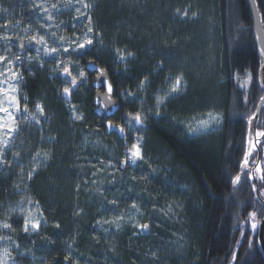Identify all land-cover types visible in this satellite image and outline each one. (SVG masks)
<instances>
[{"label":"trees","instance_id":"1","mask_svg":"<svg viewBox=\"0 0 264 264\" xmlns=\"http://www.w3.org/2000/svg\"><path fill=\"white\" fill-rule=\"evenodd\" d=\"M44 1L46 8L38 11L32 2L0 0V31L5 37H0V55L18 73L27 105L39 106L42 112L36 126L27 124L11 148L0 153V234L26 253V258L17 255L18 264H28L25 260L30 256L35 257L33 264H72L77 256L76 260L87 257L92 264H264L258 231L264 200L257 193L264 188V176L252 171L256 164L264 167V103L257 120L260 136L248 152V169L233 188L245 160L248 121L263 95L247 0H87L83 7L75 0ZM256 1L264 26V0ZM51 5L64 11L52 14L58 35L70 39H64L61 50L68 47V55L83 69L93 60L108 72L119 104L109 120L124 128V141L98 126L92 73L86 72L79 90L68 87L73 93L69 98L66 86L52 82L35 59L41 30H35L33 20H43ZM185 7L212 12L213 24L204 29L209 41L206 56L201 54L204 17L180 19L175 14ZM4 9L13 11L21 22L6 20ZM180 63L186 68L181 70ZM191 64L195 71L187 68ZM177 70L184 71L191 84L195 78V85L189 84L169 113L178 116L216 108L223 115L219 132L189 138L169 115L155 119L151 105L140 101L155 95L167 71ZM245 74L250 76L246 90L238 82ZM213 80L216 87L211 86ZM72 105L84 113L82 120L72 118ZM140 114L144 127L135 124L132 133L128 121L134 124L132 117ZM133 134L148 142L154 138L157 142L152 143H159L167 158L164 168L179 171L176 176L174 171L165 172L168 178L163 183L147 181L139 186L143 205L149 210L152 203L164 204L173 197L185 212L177 220L170 218L167 226L147 218L152 229L146 236L129 240L127 232L119 240L105 242L94 234L93 224L103 215V198L90 179L92 161L109 160ZM42 151L50 157L35 169L32 158ZM29 199L41 203L50 225L26 238L23 212ZM74 251L78 255L73 256Z\"/></svg>","mask_w":264,"mask_h":264},{"label":"rangeland","instance_id":"2","mask_svg":"<svg viewBox=\"0 0 264 264\" xmlns=\"http://www.w3.org/2000/svg\"><path fill=\"white\" fill-rule=\"evenodd\" d=\"M23 1L26 5L31 2L35 3L38 11L44 10L47 6L46 4H48L44 0ZM75 3L83 7L86 5L87 0H75ZM4 11L6 20H14L15 18L16 20L14 22H21V20L19 21V17L15 16L13 11L8 10L7 12L5 9ZM53 11H55L54 13L62 12L60 14H64V11L57 10L51 5L50 13H48L47 16H44L45 18L43 20L40 18H36V21L33 20L36 22L35 30H41L36 42L37 47H39L36 48L35 59L40 62V68L48 73L52 82L57 80L66 86L65 93L70 98L73 93L69 92L70 89H68V87H75L76 90H79V86L85 81L87 71L81 67L78 60L74 59L72 55H68V47L61 50V43L64 42L65 38L63 35H58V32L55 29L54 25H56V19H54L55 15H52ZM211 13L191 12L189 7H185L182 10H178L175 14L180 16V19L182 20L185 18L194 20L199 18V15H203V22L205 25H203V31L201 32V39L204 41L202 44L204 50L201 54H204V56L209 54V51H207V30L204 29H206L210 23L213 24L211 22L213 16ZM13 14L14 17L12 16ZM23 14L24 13H22V16ZM29 20L31 22L32 19ZM207 20L209 21L207 22ZM40 23L42 25H40ZM30 26H34L32 22L30 23ZM0 37L5 38L3 36V31H0ZM65 42H70V39L66 38ZM71 44L73 43L71 42ZM0 57H2V55H0ZM184 57L181 60L184 61ZM180 68L182 70L186 67H183L180 63ZM187 68L193 71L195 65L191 64L190 66H187ZM181 70H177L176 72L167 71L166 79L159 87H157L155 95L152 93L153 95H150V98L142 97L140 98V101L144 104L148 103L149 107L151 105L150 111L153 110L151 115L155 119L162 115L165 117L169 115L170 119L176 121L189 138L196 139L219 132L223 124V115L221 111L216 108H208L201 111L194 110L178 116L169 113L170 109L174 108L176 101L181 100L180 98L186 94L189 90V84H191L186 79L184 71ZM206 74L204 76L211 77ZM199 79H201V76H199ZM238 82L240 83V87L246 90L250 83V76L245 74V76L238 80ZM215 83L216 82L213 80L211 86L216 87ZM191 85H195V78ZM21 93L18 73L13 69L12 64L7 59H3L0 61V153L4 149L6 150V148H11L12 140L18 136L22 128L24 129L28 126L27 124L35 123L36 126L38 114L42 113L39 106L31 107L27 105V102L25 101V98L21 96ZM215 95L217 97V94L215 93L212 96ZM122 96L128 98L133 97L130 93H123ZM4 109H7V111H4ZM69 109L73 110L74 115L72 118L77 121L83 119L84 113L81 112L76 105L69 106ZM140 117L141 114L132 117V122H134V124H131V119H129L128 129L129 131H132V133L133 129L136 127L135 124H140ZM143 124L144 123H141L140 125ZM256 135L260 136L259 133ZM152 140H154V138H151L148 142L144 137L138 138L133 134L130 141H126V143L120 148H115V151L112 152L113 154L109 160L98 162L95 159L92 161L94 162V165H92L93 167L90 169V179L99 191V197L103 198L100 208V212H103V215L93 224V227L95 228L94 234L96 236H101L100 238H103L105 242H108L111 239L119 240V238L125 236L127 232V238L129 237V240L133 237L146 236L151 233L152 229L147 218L157 219L162 225L165 223L167 226L168 223H171L170 218L177 220L181 216V213L184 214L185 212L182 203L174 202L175 199L173 197L168 198L170 200L169 202L167 201L168 199L165 200L166 202L164 204H161L162 202L159 203V201L152 203L148 210L141 201L142 197L137 193V188L142 184L147 183V181L153 182L160 180L163 183L168 178V175H166L165 172L173 173L174 171L175 176L176 172H179L178 169H173L172 171V169L168 170L167 168H164L163 163H166L167 158L162 151L163 149L161 145L156 143L154 146ZM154 141L157 142L156 140ZM151 145L152 150L149 149ZM254 145L255 144H253V148L255 147ZM136 150H139V156H133V152ZM37 154L38 153L32 158V162L35 164V169L40 167V163L43 160L50 157L49 152L47 151H42L38 155ZM41 158L42 160L40 161L39 159ZM122 159L126 160V169L124 171L120 169ZM258 166L259 165L256 164L252 169H255V174L257 176L259 175ZM35 169L33 172H35ZM257 191L259 197L264 200V188L260 187ZM23 214V233L26 238L31 237L32 235H38L42 231V228L46 229L50 225L41 203L34 199H29L24 208ZM256 224V221L253 222L254 230L256 229ZM100 238H95L94 241L102 242ZM18 254H22V257L26 258L24 257V255H26L25 252H21L14 242L7 240L3 234H0V264H18ZM72 255L76 256L78 254L74 251ZM77 257L75 258L77 259ZM76 259L72 264H92L91 260L87 257L83 262ZM80 259L82 258L80 257ZM34 260L35 257L30 256L29 259H26L25 261L27 263L29 262L28 264H33Z\"/></svg>","mask_w":264,"mask_h":264},{"label":"water","instance_id":"3","mask_svg":"<svg viewBox=\"0 0 264 264\" xmlns=\"http://www.w3.org/2000/svg\"><path fill=\"white\" fill-rule=\"evenodd\" d=\"M247 4L252 18L253 33L260 60L259 82L261 88H263V95L257 104L253 116H251L248 121L247 150L245 160L241 164L240 172L233 179V188H236L237 185H239L243 174L248 169V152L252 148L253 144H256V123L264 103V28L257 1L247 0ZM85 69L89 73H93V79L91 81V87L94 89L93 112L101 119V121L98 122V126H104V132L106 135L115 134L120 140L124 141V128L121 125H117L109 120V118L112 117L118 110L119 104L113 97L114 85L110 80L108 72L93 60L85 63ZM125 164L126 160L122 159L120 163V169L122 171L126 169ZM259 241L261 249L264 253V217L259 225ZM66 263L67 262L65 261L64 264Z\"/></svg>","mask_w":264,"mask_h":264},{"label":"snow or ice","instance_id":"4","mask_svg":"<svg viewBox=\"0 0 264 264\" xmlns=\"http://www.w3.org/2000/svg\"><path fill=\"white\" fill-rule=\"evenodd\" d=\"M82 47H83V45H82ZM5 58L6 57H0V61H2ZM4 111H7V109H4ZM139 155H140L139 150H136V151L133 152V156H139ZM245 162H247V161H245ZM258 171L260 172L261 176H264V167L258 166Z\"/></svg>","mask_w":264,"mask_h":264}]
</instances>
